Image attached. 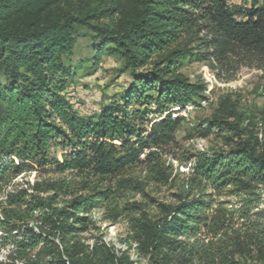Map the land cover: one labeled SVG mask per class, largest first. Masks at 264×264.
<instances>
[{
    "label": "trees",
    "instance_id": "trees-1",
    "mask_svg": "<svg viewBox=\"0 0 264 264\" xmlns=\"http://www.w3.org/2000/svg\"><path fill=\"white\" fill-rule=\"evenodd\" d=\"M85 1L84 10L75 8ZM81 28L99 40L93 66L117 57L132 79L95 117L80 116L65 96L64 61ZM186 62L220 73L264 62V3L245 9L229 0H0V248L12 247L4 264H136L106 243L74 239L86 229L84 215L115 196L111 188L85 185L89 194L58 209L66 183L39 178L104 180L139 166L165 181L161 158L184 121L170 110L204 94L181 74ZM246 120L225 96L206 126L195 128L199 138L226 135V149L188 157L177 203L159 212L140 203L104 212L114 223L126 221V240L145 264H264V116L263 140ZM32 173V185L6 190Z\"/></svg>",
    "mask_w": 264,
    "mask_h": 264
},
{
    "label": "rangeland",
    "instance_id": "rangeland-1",
    "mask_svg": "<svg viewBox=\"0 0 264 264\" xmlns=\"http://www.w3.org/2000/svg\"><path fill=\"white\" fill-rule=\"evenodd\" d=\"M99 0H96V4ZM103 1V0H102ZM108 2L109 0H105ZM88 2H76L75 8H85ZM231 6L236 8H249L253 3L260 5L264 0H229ZM108 24V21H101ZM97 40L87 29H78L72 55L64 61L69 70L66 98L71 102L74 110L82 117H95L99 108L113 100H119L121 94L132 82L127 72L122 71V61L113 56H103L97 66H93L95 51L98 47ZM235 70L210 69L205 63H184L180 72L191 83L204 86L203 98L196 103H191L187 108L170 110L173 117L184 119L181 128L175 135L176 143L166 149L162 155L161 166L166 168L167 179L156 180V175L148 173L143 167H132L115 178L100 180L87 177L85 174L65 173L62 175H49L39 180H63L66 183V194L58 197L57 208L62 209L64 202L75 196H86L90 190L84 191L85 185L95 189L111 188L115 196L103 208L92 209L86 215L84 231L77 234L74 239L80 240L91 247L95 242L110 245L119 254L124 253L136 264H145V258L135 250V244L127 239V224L124 219L116 223L104 218V212L116 207L121 210L132 203H140L146 212H159L160 205L175 204L177 197L183 193L184 185L188 178L189 163L187 159L196 153H205L226 149L225 136L211 134L207 138L197 137L195 128L199 125L206 126L211 120L219 101L229 96L236 104L237 110L248 116L244 125L249 122V128L259 140H263L260 131L259 119L264 116V62L243 63L239 66L233 64ZM0 81L2 79L0 77ZM204 102V104H202ZM119 180H130V186L119 188ZM36 181L34 173L25 174L16 178L9 187ZM135 182H141L142 189L134 190ZM15 184V185H14ZM71 222V220H69ZM57 242V239H56ZM0 248V264L6 263L7 250ZM33 252L32 254H35ZM16 264H21L16 262Z\"/></svg>",
    "mask_w": 264,
    "mask_h": 264
},
{
    "label": "built area",
    "instance_id": "built-area-1",
    "mask_svg": "<svg viewBox=\"0 0 264 264\" xmlns=\"http://www.w3.org/2000/svg\"><path fill=\"white\" fill-rule=\"evenodd\" d=\"M202 104H204V102ZM183 108H187V106H185ZM183 108L182 107H176L174 110H180V109H183Z\"/></svg>",
    "mask_w": 264,
    "mask_h": 264
}]
</instances>
